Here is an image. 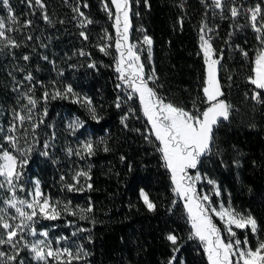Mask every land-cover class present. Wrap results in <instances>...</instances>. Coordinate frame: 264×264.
<instances>
[{
  "label": "trees",
  "instance_id": "16d2710c",
  "mask_svg": "<svg viewBox=\"0 0 264 264\" xmlns=\"http://www.w3.org/2000/svg\"><path fill=\"white\" fill-rule=\"evenodd\" d=\"M263 1L236 0V4L251 7ZM43 2L45 7L40 9L34 4L29 7L27 0H10L19 25L27 20L32 23L24 28L6 22V28L9 25L19 27V31L6 34L21 42V47L0 51V126L6 129L11 110H19L20 104L26 103L21 100L18 104L17 100L22 92L27 91L29 83L24 81L20 91L13 89L17 81H22L24 75L31 72L34 76L33 92L38 100L36 119H40L45 108L47 116L43 117L44 123L36 128L34 136L29 131L27 142L20 141L25 149L32 146L30 163L25 169V187L31 189V182L39 180L41 190L52 201H71L73 207H87L91 203L94 211L89 214L90 220H79L67 214L57 221L41 220L35 226L37 231L48 230L54 247L56 237L65 235L70 237V243L83 244L91 255L74 264H166L172 255L171 245L165 239L169 232L183 238L178 255L184 264H208L197 242L187 240L190 226L182 202L177 203L172 212L168 211L174 199L169 173L161 166L155 142L149 143L145 139L150 134L149 127L137 100L134 104H122L119 109L115 107L114 101L120 94L116 88L119 81L113 72L114 64L95 49L105 32H114L102 5L106 2L112 7L110 0ZM85 3L87 8L83 7ZM77 5L93 21L92 24L80 26L72 10ZM130 6L132 41L140 33L153 39L152 70L158 79L150 86L155 87L166 102L186 109H192L194 102L198 108L206 107L201 90L204 61L199 48V29L202 22L207 23L214 29L212 37L217 36L212 40L214 48L226 49L235 24L227 9L223 12L214 10L211 0H147V4L144 0H130ZM44 13L51 18V24L44 21ZM222 15L228 18L222 19ZM5 16L6 11L0 7V17ZM141 28L145 31L141 32ZM81 31L86 33L87 40L80 36ZM29 35L32 40L26 39ZM251 46L250 70L260 46L256 34H253ZM81 50L89 55H79ZM25 54L31 56L29 62L21 59ZM43 56H48V61L43 60ZM92 62L97 65L94 69L87 67ZM18 68L25 71H18ZM69 84L81 97L92 100L99 122L93 121L87 109L74 103L72 98H49L47 102L41 99L45 90L52 93ZM247 89L254 91V86L249 85ZM125 114L129 117L125 122L127 127L121 124V117ZM77 117L84 127L73 132L69 124ZM26 127L31 128L30 125ZM87 140L95 146L94 155L85 158L68 155V148L76 150ZM45 142L50 145L47 157L41 155L46 150L43 147ZM105 146L110 150L105 152ZM122 156L124 160H121ZM234 161H239V165ZM89 167L91 180L88 183L92 184V189L68 192L64 184L71 182L74 172ZM199 171L216 181L222 202H230L236 211L250 213L257 219L261 231L257 236L248 233L254 248L257 239H264L263 133L244 123L223 121L216 129L212 154L204 158ZM61 176L66 177L65 181L60 180ZM141 187L156 203L155 212L147 211L139 199ZM17 195L27 198L26 192ZM212 200L215 202V198ZM213 219L217 223L215 217ZM67 221H74L75 227H66ZM78 227L90 231L72 237L71 233ZM237 233L243 239L244 233ZM36 238L40 237H28L29 240ZM0 250L9 251L7 247ZM21 256L25 264H36L27 251Z\"/></svg>",
  "mask_w": 264,
  "mask_h": 264
},
{
  "label": "snow or ice",
  "instance_id": "6c2138e0",
  "mask_svg": "<svg viewBox=\"0 0 264 264\" xmlns=\"http://www.w3.org/2000/svg\"><path fill=\"white\" fill-rule=\"evenodd\" d=\"M27 2L29 7L33 4L40 9L45 7L43 0H27ZM144 2L147 4V0ZM110 3L114 11L109 8L108 3H104V10L114 21L112 26L115 29V40L114 44L106 43L100 46V51L106 56H113L114 71L119 81L116 88H123L128 100L138 96L140 110L150 126V134L146 135L145 139L149 143L155 142V150L160 154L161 166L169 173L174 199L168 211L172 212L175 205L182 202L185 219L190 226L187 240H195L202 246L208 264H264V239H257L256 246L253 248L248 235L250 232L252 236H257L261 231L257 219L250 213L244 214L236 211L230 202L227 206L223 202L216 206L210 195L201 194L197 189L199 182L206 181L208 185L213 186L215 196L222 195L216 181L201 173L199 167L204 158L212 154L215 147L216 129L223 121L229 120L233 110V106L224 98L225 93L219 76L223 50L214 48L213 37L208 34L214 29L209 28L207 23L203 22L199 29V48L204 61L201 90L206 107L198 108L194 102L192 109H186L166 102L155 87L150 86V82L154 84L158 78L154 69L151 73L146 72L145 64L142 62V53H147L146 58L150 62L153 39L144 34L139 45L130 42V29L132 28L130 0H110ZM211 6L214 10L220 9L222 12L227 9L230 18L234 20L244 15L251 29L256 33V40L260 46L256 51L251 74L247 80L254 86L251 99L257 104H264V3H256L254 6L247 7L238 6L236 0H211ZM0 7L7 13V16L0 17V51L5 48L9 50L19 48L21 42L7 35L6 32L19 31V27H30L32 21L27 20L19 25L10 0H0ZM83 7L87 8L88 5L85 3ZM72 10L76 13L74 18H83L79 19L82 28L93 23L81 11L79 5L73 7ZM221 18L228 17L222 15ZM43 19L49 24L52 23L46 13L43 14ZM7 21L19 27L9 25L6 28ZM140 31L145 30L141 28ZM80 36L84 40L88 39L84 31L80 32ZM26 39L32 40L33 37L29 35ZM102 39L111 41L113 38L106 32ZM113 47L114 54L110 51ZM240 51L244 57L248 56L243 49ZM79 55L89 54L81 50ZM21 59L29 62L31 56L25 54ZM42 59L48 61L49 58L43 56ZM87 67L94 69L97 65L92 62ZM17 70L25 71L23 68ZM60 75L63 73L61 72ZM24 81L29 83V87L27 91L21 93L17 103L19 104L21 100H25L26 103L20 104L19 110L16 108L11 110V120L6 129L0 126V134H2L0 135V249L5 247L10 249V251L0 250V264H25V259L21 256V253L25 251L36 264H50V262L51 264H74V262L84 261L91 253L83 244L76 241L70 243V237L65 235L56 237L54 247L50 232L48 230L38 232L35 227L41 220L57 221L62 219L64 214L77 217L79 220H90L89 214L94 211V208L91 203L87 207H73L71 201L64 203L52 201L41 190L39 180L32 181L31 189H26L25 169L30 163L29 153L32 151V146L25 149L20 141L23 139L27 142L29 131L33 136L35 135L36 128L44 123L43 117L47 116V109H44L37 121L35 109L38 100L33 92V74L27 72L22 81L16 82L13 90L20 91L24 86ZM49 98H72L74 103L81 104L87 109L93 121L99 122L100 120L92 100L81 97L70 84L66 85L63 90H54L52 93L45 90L41 99L47 102ZM123 103L124 98L117 95L114 101L115 107L119 109ZM129 112H132V109H129ZM128 118L127 114L121 117V124L125 127H127L125 122ZM26 125H30L31 128L29 129ZM83 127L84 123L78 117L69 124L73 132ZM43 147L46 150L41 152V155L49 156L47 149L50 145L45 142ZM94 147L93 142L87 140L76 150L68 148L67 152L70 156L85 158V156L90 157L95 154ZM109 150L108 147H104L105 152ZM124 159L122 156L121 160ZM234 163L239 165V161H234ZM90 171V167L76 170L71 177V182L65 183L64 188L68 192L92 189V184L88 183L91 180ZM65 179V176L60 177L61 181ZM18 192H26L27 198L18 196ZM138 197L147 211L157 210L156 203L150 198L145 188H139ZM214 216L223 223V232L227 233V237L214 222ZM91 223L94 224L95 221L91 220ZM65 226L75 227V222L67 221ZM236 230L244 233L243 239L238 236ZM88 231L90 230L78 227L71 233V236L75 237ZM28 237L40 238L29 240ZM88 239L91 240L90 236ZM165 239L170 243L172 252L166 264H184L178 255L183 247V238L175 232H169Z\"/></svg>",
  "mask_w": 264,
  "mask_h": 264
},
{
  "label": "rangeland",
  "instance_id": "374dc122",
  "mask_svg": "<svg viewBox=\"0 0 264 264\" xmlns=\"http://www.w3.org/2000/svg\"><path fill=\"white\" fill-rule=\"evenodd\" d=\"M104 3L106 2H103L102 4L103 9H104ZM109 8H111L112 11H114L113 6ZM79 19H83V18L81 17ZM110 21H111V25H113L114 23L113 19H110ZM234 23L235 24H234L233 33H232V36L230 37L227 48L223 50L221 66L219 68V76H220L223 91L225 93L224 98L233 106V110L231 112V115L228 121L244 123L253 129L260 130L264 135V104H257L256 101L252 100L251 95L253 91L247 89V87L251 85L248 83V80H247V77L251 74V70H250V67H251L250 53L252 49L251 40H252L253 34H256V33L251 29L250 24L246 20L244 15H241L235 18ZM130 32H131V29H130ZM105 33L101 37L95 49L103 58L111 59L114 64L113 56L104 55L100 51V46L106 43L114 44L115 29L113 33L107 32V34L113 38L111 41L107 39H102L103 37H105ZM208 34L212 36V32ZM143 35L144 34L140 33L139 36L136 37L135 41H132L130 37V42L137 43L139 45V42L142 41ZM240 49H243L244 51H246L248 53V56L244 57L241 54ZM110 51L114 54L115 53L114 47L111 48ZM142 57L145 58L144 62H145V66H147L146 72L151 73L152 72V59L150 62L147 60L146 52L142 53ZM113 72L114 74H116L114 71V68H113ZM117 92L118 94H120V96H123V98H125L123 104H134L136 100L139 104L138 96H134L133 99L128 100L126 98V93L123 88L117 89ZM246 93H247V96H246ZM139 108H140V104H139ZM148 127L150 130L149 125ZM193 174L195 173L193 172ZM197 189L201 194H208L211 196V198L212 197L215 198L216 206H218L219 203L222 202L220 199V196L217 197L214 195L213 186L208 185L206 181L199 182L197 184ZM223 203L226 206L228 204L227 202H223ZM215 219L217 220V226L221 228L223 235L227 237V233L223 232V228H224L223 223L220 222L218 218L215 217ZM236 231L240 232V230H236ZM200 247L203 250L202 246Z\"/></svg>",
  "mask_w": 264,
  "mask_h": 264
},
{
  "label": "built area",
  "instance_id": "2783aa9c",
  "mask_svg": "<svg viewBox=\"0 0 264 264\" xmlns=\"http://www.w3.org/2000/svg\"><path fill=\"white\" fill-rule=\"evenodd\" d=\"M214 39H217V36H213V40H214Z\"/></svg>",
  "mask_w": 264,
  "mask_h": 264
}]
</instances>
